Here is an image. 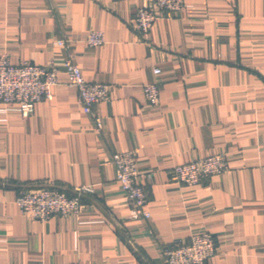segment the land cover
<instances>
[{"label":"crops","instance_id":"crops-1","mask_svg":"<svg viewBox=\"0 0 264 264\" xmlns=\"http://www.w3.org/2000/svg\"><path fill=\"white\" fill-rule=\"evenodd\" d=\"M141 0H0V54L55 61L59 82L30 116L0 103V264H165L164 250L211 232L207 264H264V0H185L147 38ZM92 30L105 42L90 46ZM90 81L110 85L101 131L62 69L67 49ZM160 69L159 74L154 70ZM158 83L149 104L143 86ZM134 151L150 218L135 213L113 154ZM224 152L230 169L196 185L169 170ZM37 186H92L78 214H23Z\"/></svg>","mask_w":264,"mask_h":264},{"label":"built area","instance_id":"built-area-1","mask_svg":"<svg viewBox=\"0 0 264 264\" xmlns=\"http://www.w3.org/2000/svg\"><path fill=\"white\" fill-rule=\"evenodd\" d=\"M185 0H141L136 10L134 28L142 38H147L154 23L160 18H173L183 10ZM87 42L90 46H101L105 42L102 31L92 30ZM59 46L67 49L62 61V69L69 76V83L78 90L79 102L85 113L95 121V130L101 131L103 119L97 113L96 106L110 96V85L104 82L88 80L73 60V53L65 40L57 41ZM60 67L55 61L43 66L30 60L13 63L8 54H0V103H16L24 116H30L35 106L42 100L50 99L52 90L58 84ZM155 74L160 69L154 70ZM145 98L149 104L161 101L158 83L143 86ZM116 167V179L127 194L135 213L150 218L148 194L139 182L136 154L134 151L113 154ZM230 169L226 154L218 152L196 160L173 166L169 170L170 180L184 184L196 185L212 176ZM92 186H77L71 191L55 186H37L21 191L16 203L23 214L31 218L46 221L54 216L78 214L85 206L84 195L92 193ZM216 240L211 232L193 234L189 242L178 243L164 250L165 264H207L216 254ZM81 264V263H76Z\"/></svg>","mask_w":264,"mask_h":264}]
</instances>
